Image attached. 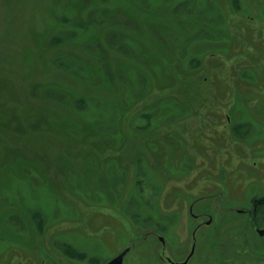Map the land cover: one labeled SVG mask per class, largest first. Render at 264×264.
<instances>
[{"label": "rangeland", "instance_id": "374dc122", "mask_svg": "<svg viewBox=\"0 0 264 264\" xmlns=\"http://www.w3.org/2000/svg\"><path fill=\"white\" fill-rule=\"evenodd\" d=\"M245 69L264 76V0H0V264L51 256L64 234L92 245L87 219L163 217L173 188L215 186L241 156L222 146L216 169L198 144L216 147L208 113L246 123Z\"/></svg>", "mask_w": 264, "mask_h": 264}, {"label": "flooded vegetation", "instance_id": "af4514ba", "mask_svg": "<svg viewBox=\"0 0 264 264\" xmlns=\"http://www.w3.org/2000/svg\"><path fill=\"white\" fill-rule=\"evenodd\" d=\"M250 40L255 42L254 34ZM243 71L240 79L250 87L246 94L241 91L237 94L246 123L237 124L228 114H224L228 123H223L218 121L216 113H208L207 118L217 120L210 128L216 147L211 150L207 145L203 148L204 144H198L202 157L209 159L216 169L213 151L216 153L222 146L241 156V163L231 170L222 164L223 170L211 177L219 180L215 186H200L194 190L185 189V186L173 188L168 195L171 197L174 191L179 195L174 198L175 202L167 203L163 217L130 222L123 216L118 218L117 214H113L114 217L105 213L106 219L101 220L103 224L97 230L93 229L94 219H87L85 225L89 228L85 230L89 232L85 236L95 241H90L92 245L77 246L64 234L58 238L63 240L62 250L58 249L62 240L56 243L51 239V256H46L43 250L38 257L20 252L21 259L13 261L14 255L8 264H108L121 255L122 264H264V76L258 75V71L248 76L247 70ZM236 77L231 70L233 85ZM219 79L216 74L217 83ZM186 105L184 113L189 109ZM227 124L232 125L229 129L231 141L224 144L227 135L218 126ZM243 125L247 126L245 136L238 128ZM190 132H184L185 142ZM248 133L251 138L247 137ZM229 161L231 163L232 158ZM40 230L42 248L46 242L42 226ZM95 247L101 252H94L97 251Z\"/></svg>", "mask_w": 264, "mask_h": 264}, {"label": "trees", "instance_id": "16d2710c", "mask_svg": "<svg viewBox=\"0 0 264 264\" xmlns=\"http://www.w3.org/2000/svg\"><path fill=\"white\" fill-rule=\"evenodd\" d=\"M195 58H196V57H195ZM195 58H194V59H195ZM195 60H196V59H195ZM196 62H197V60H196ZM178 103H179V102H178ZM180 103H181V102H180ZM180 103H179V104H180ZM179 106H181V109H182V110H181V111L178 110V111H179V112H178V115H179V116L176 117L175 119H176L177 122H178V120H179V123H180V122L182 123V121H184V120H183V113H184V110H185V106H184V104L182 105V103H181V105H179Z\"/></svg>", "mask_w": 264, "mask_h": 264}, {"label": "water", "instance_id": "95a60500", "mask_svg": "<svg viewBox=\"0 0 264 264\" xmlns=\"http://www.w3.org/2000/svg\"><path fill=\"white\" fill-rule=\"evenodd\" d=\"M122 255L115 258L114 260H112L111 262H109L108 264H122Z\"/></svg>", "mask_w": 264, "mask_h": 264}]
</instances>
